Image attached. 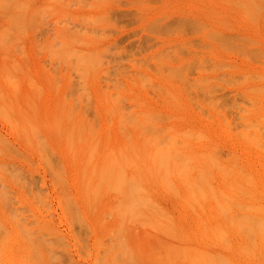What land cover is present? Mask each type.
Segmentation results:
<instances>
[{
  "label": "rangeland",
  "instance_id": "obj_1",
  "mask_svg": "<svg viewBox=\"0 0 264 264\" xmlns=\"http://www.w3.org/2000/svg\"><path fill=\"white\" fill-rule=\"evenodd\" d=\"M88 60L93 61L89 62ZM85 63L87 64L85 65ZM90 65L91 67H88ZM85 72L86 74H82ZM84 75L88 77L86 78ZM105 96L109 98H107V102ZM110 96L117 103L111 101ZM112 102L116 104L113 105ZM111 103L113 106H111ZM107 106L109 109L106 108ZM114 106L119 107L116 110L113 109L115 113L119 110L116 114L110 111V108H114ZM119 113L122 116L119 117ZM118 117H122L121 121ZM73 123L74 125L77 123V125L74 126ZM137 124L141 126L138 129L135 128V126L139 127ZM78 125L80 127V129L78 128L79 132L86 129L84 132H86V135L88 134L87 138H84V132L78 135V130H75ZM73 126L74 129L71 130L70 128H73ZM185 127L192 131L195 129L196 135H193L194 132H192L193 137L190 136V131L186 133V135L189 133V137L184 136ZM66 129L70 130L71 142L68 138L70 134L67 133ZM126 133L128 136H126ZM136 133L138 139L137 137L133 138L137 135ZM121 134L124 135V138ZM247 134L250 135L251 139ZM65 135H67L68 140H66ZM90 135L95 140V137L97 139L101 138L96 140L98 141L96 143L93 140V144L97 145L98 148H92V141H90L92 139L89 140ZM177 135L180 138H175ZM205 135L206 138L203 137ZM110 136L112 138L108 139ZM113 136L116 138L113 139ZM119 137L123 140L127 139L125 137H129L128 144H121L123 140H120ZM139 137L141 141L138 142ZM252 138L254 142H257L258 139L261 141L262 138L261 142L256 143L259 146L254 145ZM130 139L132 141L134 139V141L132 142ZM198 139L199 142L201 140L200 143ZM184 140H187L186 142L190 141V144L185 143L187 146L184 145ZM250 140H252L253 145H250ZM105 141L115 147L111 149L114 150L116 158H120L118 156L120 153H117L118 148H121L119 145L122 148L127 145L125 151H129V147L130 150L133 149L128 154L124 150L122 151V148L120 149L121 152H124V155H128V158L123 159V163L120 162L121 164L117 162L119 158L116 159V163L120 165H118L119 167L114 165L115 158L112 160L114 155L110 153V145L106 144L108 147L103 146ZM85 142L87 143L85 144ZM204 143L206 144L204 145ZM89 145L90 149L93 150L92 152L87 147ZM94 148H96V151ZM154 148L158 152L161 148H163V152L165 151L163 153L161 150L160 153H157L155 150L159 155L156 161L158 166L155 164L156 159L151 158L154 157L153 154L157 157L156 153H153ZM164 148L167 150H164ZM179 148L183 150L180 151ZM134 149L139 150V152H136V154L139 153L137 160H135L136 154L132 153ZM168 150L172 153H170L172 159L170 161L168 160V153L170 152ZM177 150L184 154L187 152L188 156L194 154L193 158H196V155L200 153H204V156H206L208 154L205 155V153H209V151L210 155H213L211 151L215 150L217 156L214 154L213 158L216 156L218 159L213 161L212 156L209 158L213 164L209 159L208 161L203 158L204 156L201 158L198 156V159L208 161L211 165L206 166L208 169L217 167L216 169H219L218 173L216 169L211 170L210 168L211 173H216L211 174L210 179L202 176V173L198 172V174H201L199 176L201 178L205 177L206 181L210 180L213 189L220 186L219 189L216 188V191H224L226 188L237 191L236 188L239 186H237L236 181L240 179V174L238 175L236 171L243 168L242 166L246 167V170L243 168L244 170L241 169L238 172L243 173L245 171L248 176L249 173L253 174V176L251 174L253 188L251 184V186L248 185L249 181L247 186L245 185L248 178L245 180L246 174L244 173L245 176L242 174L244 177L241 175L244 179L241 180L246 183L243 182L242 185L240 180V187L243 190L248 187L244 190L245 193L247 190L255 195L252 194L253 197L251 198L248 192L245 195L243 191L244 196L241 198H248L250 202L243 198L244 200H242L245 202L241 200V204L246 205L243 204L244 207H242L238 203L237 207L241 209L238 210L237 208L235 211L239 214L244 212L242 211L243 208H245L243 209L246 210L245 212L248 211L249 213L251 211L253 216L247 214L250 217L252 216V223L254 222L255 213L257 215L260 213L258 210L262 206L264 207V0H0V264H190L193 258H196L194 260L197 262L194 263L193 261L194 264H203V262L205 264L203 259L209 258V256L204 258L200 255L203 258L201 259L200 256L198 258L196 256L200 254L198 250H201L204 254L207 252L205 250L211 251V254H217L218 252L215 257L219 262L226 257L229 263L232 264H264V241L260 240L264 234L259 229L264 227V220H262L264 219V208L261 209L263 210L262 215L260 214L262 219L259 214L254 217L257 221L258 217L260 218L259 222H254L255 225L256 223L259 224L254 225L258 227L256 229L258 231L255 230L249 219L240 220L238 218L237 220L244 221V223L246 219L251 224L249 226L247 223H243L246 226L242 230L244 233L246 230L248 235L244 234L243 231L242 234L239 233L240 231L236 234L238 227L235 229V226L239 222L237 225H234V222L232 228L235 231L230 230L229 233L227 232V237L225 235V237H222L223 230L221 228L225 227L224 229L227 231L229 226L226 229V225L229 222L224 226L227 218L221 219L223 218L221 216L225 212L226 215L230 213V208L227 207L230 204H226V207L223 206L227 202H219V193L217 198H212L215 199L214 202L207 200L208 192L213 197L216 193L213 191L212 194H215L212 195L210 191L206 192L205 189L207 197L203 192L204 201H209L205 205L208 206L213 202L212 206L214 208L211 206L213 209L209 205L210 208L205 206L203 212H201L200 209H202L201 205L203 203L201 199L203 198H201L200 192V199L198 198L199 195H197V198L202 203L196 201L197 198L194 197V200L189 201L190 203L194 201L192 205L195 202L200 204V208L194 204L197 207H194L196 208L194 211L198 212L200 210L198 213H204L206 210L208 213L209 208V213L210 209L213 210V216L215 213L218 214L221 206H223L222 208H228L229 212L221 208L225 211L223 214L217 215L221 217V220L216 218L215 215V221L213 219L212 222L213 216L210 213L208 216L211 217V222L206 224L214 223V225L216 224L215 227L219 229L220 227L218 228V224L215 222L220 220L218 223L222 226V220H226L223 222V227L220 228L221 235L218 234L220 239L217 233L215 235L218 236L217 241L225 239L224 242L227 243L229 249L226 250L227 248L222 246L224 242L222 244H220L221 241L217 243L216 238H214L217 236L211 235L214 233L212 230V233L210 231L206 233L210 228H207V230L204 227L207 231L203 232L204 229L201 228L203 224L199 225L203 234L197 233L199 231L197 229L195 232V223H198L199 218L202 216L204 218L207 216L200 213L201 217L200 214L198 217V214L193 212V208H190L191 204L189 206L187 198H185L187 201L183 199L188 190L184 191L186 194L183 196L181 190L185 189V183L178 182L176 179L185 178L184 180L189 182L192 178L190 179L189 175V178L183 177V172L188 169L186 164L191 166L190 163L194 162L191 156V160L179 157V152L175 157ZM88 151L93 153L94 157ZM107 151H109L108 154ZM151 151L152 156L147 157V154ZM87 153L92 159L86 158ZM97 153L99 154L97 155ZM109 154L112 157L110 162L109 159H106L109 158ZM131 155H133V160L136 162L141 161L140 164L134 161V164L131 165L129 163ZM140 157L145 162V166L142 160L138 159ZM177 157L182 158L184 161L179 158L178 161ZM82 158L84 159L82 160ZM123 158L126 157L123 156ZM150 158L154 161L151 165L148 163L149 160L151 161ZM164 158L170 164L172 161L176 162L171 165L167 164L170 167L172 165L177 166L178 161V165L181 164L182 166L176 174L182 171L180 176H183L178 178L175 175L174 177L173 173L167 170L170 167L162 162ZM86 159L87 163L89 162V168L87 167L88 164L85 163ZM100 159L102 160L100 161ZM158 159L161 161L158 162ZM105 160L108 161L107 164L109 163L107 166ZM124 160H127V164L131 165L130 168L127 165L125 166L126 161ZM187 160H190L189 163ZM218 160H220V163H218ZM111 161L113 165L109 168ZM120 161H122L121 158ZM168 161L165 162L168 163ZM205 161L203 160L204 164H206ZM221 161L224 165L221 164ZM93 163L96 164L95 168L91 166ZM233 163H239L240 167ZM101 164L109 168L108 176H103L105 179L101 177L102 172H100L98 178L97 174L99 172L92 173L94 169L98 171L102 167ZM122 164H124L123 168L126 170L124 173L120 168ZM154 164L159 168L165 164L166 166L163 167H167V169H164L170 173L162 169L163 167L160 170L153 166ZM214 164L216 167L213 166ZM219 164L221 165L219 166ZM83 165H86V167L84 166L86 168L84 170L85 174H81ZM135 165L136 167L133 170L132 168ZM140 165L145 168L150 165L147 167L148 171H150L149 167L152 166V173L154 172L153 167H155L158 171L160 170L159 174L157 175L156 169V175L154 173V175H151L150 172L145 171L147 168L142 169L143 167L141 168ZM196 165L194 166L196 167ZM194 166L192 169H194ZM222 166L224 167L222 168ZM225 166H230L232 169L228 167V169H231L228 170ZM104 167L102 168L106 169ZM183 167L185 170H183ZM91 168L93 169L91 170ZM111 168L114 169L111 170ZM191 168L189 167L188 173H191ZM197 168H195V171H197ZM220 168L224 172L227 170L231 172L225 174L222 171L223 177L219 172ZM135 169L139 174L142 170L140 176L147 175L148 178L145 177L147 179L146 185V179L143 181L142 177L139 178L141 179L140 184L138 182L135 184L136 181L133 183L130 181V178L134 181V177L137 176ZM175 169L177 168L174 166ZM203 169L198 168V171L201 172ZM208 169L206 171H209ZM114 170H117V172ZM174 170L172 171L174 172ZM112 171L115 174L117 173L118 176L115 174L114 176L120 181L115 177H113L114 180L110 181V176L113 175ZM161 171H163L162 174H166V172L170 174L169 180L171 178V182L168 183L171 188H177V185H179L177 189L179 193H182L183 198H181V195L179 198L176 192L173 194V189H169L170 192L166 186L167 183L166 185L162 184L161 180L164 175H161ZM103 173L106 174V171L103 170ZM123 174L126 177L129 175L128 179ZM227 174L230 176L233 174L234 176L230 177ZM160 175L162 178H160ZM206 175H210V173H206ZM138 176L137 179L135 178L136 180H139ZM107 177L109 183L106 182ZM253 177L255 178L253 179ZM201 178H199L200 180L195 179L198 181L195 183L205 181V178L203 180ZM219 178H223L221 179L223 182ZM103 179L108 185H105ZM125 179L129 180V184L132 185L128 184L129 187L126 186L127 181ZM154 179L161 180L156 182ZM183 179L181 180L183 181ZM97 180L100 182L96 184ZM195 180L187 182L188 185L191 182L194 183ZM216 181L219 183H216ZM110 182L111 185L113 184L112 187ZM231 182L236 185H232ZM179 183L184 188L180 189L181 185ZM222 183H226L225 186ZM95 184L99 186L94 187ZM148 184L151 186H148ZM207 184H209V181ZM230 184L233 188L230 187ZM143 185L145 186L143 187ZM200 185L198 184L196 187L198 188ZM131 186L133 188L138 187V190L140 189L143 193L138 192V190L132 191ZM212 186H208V188ZM221 186H224V188L221 189ZM109 187L111 188L109 189ZM200 187L199 189H201ZM141 188L149 191L146 192L145 189L142 190ZM164 189L167 193L163 191ZM177 189L175 190L177 191ZM190 189L192 191V188ZM238 189V192H240V188ZM194 190L192 193H198V190ZM150 191L151 193L148 195ZM221 191L219 192L221 193ZM144 193L151 196L152 199ZM189 193L191 194V192ZM222 193L221 196L225 195L224 192ZM236 193L235 197L238 196ZM135 194L137 195L134 196ZM140 194H144L145 197ZM190 194H188L190 197L196 195ZM241 194L239 193V196ZM226 196H223L222 199ZM139 197L141 200L138 199ZM235 197L232 200L238 202V198ZM135 198H137L138 203ZM218 198L219 210L217 209L218 212H214L217 208L215 202ZM148 199H151V202ZM156 199L160 203H156L157 201H154ZM180 200L182 202L179 203ZM227 201L229 202V200ZM184 202H187L185 204L189 206L188 208L187 206L183 208ZM136 203L138 207L135 206ZM257 203L262 206L259 208ZM155 204H159L160 208L163 206L164 211L165 209L168 211L169 214L167 211L165 213L168 214L171 221L174 217L173 222L175 224L172 225L171 222V225L170 223L169 225L172 227L171 229L176 230L175 233L171 232V229H169L171 235L168 234L167 229V231L164 230L167 233L163 232L162 229L165 228V224H168V220H164L165 223L163 218H167V215H160L163 211L158 208L159 212L162 211L159 213ZM232 204L237 205V203ZM248 204L252 205L247 207ZM202 206H204V203ZM254 206H257L258 210L255 211ZM251 208L253 209L251 210ZM233 211V214H230L231 216L236 214ZM182 212H187V215L184 213L183 215ZM247 214L245 217H248ZM155 216H159V218L157 217L158 222H156ZM241 216L239 217L241 218ZM203 217L201 219H204ZM160 219L164 225L159 223ZM233 219H231V222L234 221ZM204 221L207 222V220ZM202 222L203 220L200 223ZM181 224L189 231L183 230L184 234L186 231L187 234L189 233L188 235L185 234L188 237H183L182 230L179 231V227L180 229L182 227ZM160 226L164 228L160 229ZM189 229L194 231L192 232ZM214 231L218 232L216 229ZM256 232L263 235L260 236ZM181 233L182 239L177 236ZM223 233L226 234L225 231ZM239 234L241 237L243 234L244 236L240 238ZM245 235L252 237L254 235L253 238H256L254 240L252 237L245 238ZM196 237L198 241L195 240ZM207 238H210V240ZM244 238L248 239L247 241H250L253 246L251 243L245 242ZM202 239H204V242ZM229 240L232 244H229ZM255 240L258 243L256 248H254L256 245ZM183 241L187 246L192 245L193 247L192 249V247L184 245L187 249H192H189L188 252L185 251L187 255L184 253V256L182 254L184 252L182 248ZM242 243L248 244L244 246L243 250L252 247L251 250L255 251L256 249L257 251L252 253L250 250L249 254L245 252L246 250L240 251ZM175 244L177 247L179 244L182 245L178 248L179 250L183 249L182 253L177 250ZM194 244L196 246H193ZM173 245L176 247L175 251L177 250L176 252L180 253L169 250V247L172 248ZM233 247L235 249L232 251ZM259 247L260 249H257ZM204 248L205 250H202ZM230 248L232 249L230 250ZM236 250L240 252L235 253ZM167 251L169 257L173 252L170 258L174 260V263L165 255ZM190 253H195V257L189 258ZM208 254L210 255V252ZM220 258L222 259L219 260ZM200 260H203V262ZM210 260L212 259L209 258L207 261L211 262ZM217 260L214 262L218 263ZM207 261L206 263H208ZM214 262L211 263L214 264ZM225 264H228V262Z\"/></svg>",
  "mask_w": 264,
  "mask_h": 264
},
{
  "label": "bare ground",
  "instance_id": "obj_2",
  "mask_svg": "<svg viewBox=\"0 0 264 264\" xmlns=\"http://www.w3.org/2000/svg\"><path fill=\"white\" fill-rule=\"evenodd\" d=\"M82 60H83V59H82ZM88 61H89V60H88ZM92 61H93V60H92ZM92 61H89V62H92ZM77 63H78V62H77ZM81 63H82V62H81ZM81 63H80V64H81ZM83 63H84V62H83ZM94 63H96V62H94ZM86 64H87V63H85V65H86ZM81 65H82V64H81ZM85 65H84V66H85ZM88 65H89V64H88ZM92 65H93V64H92ZM97 65H98V63H97ZM97 65H96V66H97ZM82 67H83V66H82ZM86 67H87V66H86ZM88 67H91V65L88 66ZM79 68H80V67H79ZM95 68H96V67H95ZM80 69H81V68H80ZM89 70H90V69H89ZM91 72H92V71H91ZM82 74H86V72H85V73H82ZM87 75H88V74H87ZM87 75H84V76L87 78V77L89 76V75H88V76H87ZM84 76H83V77H84ZM93 76H94V75H93ZM93 76H91V77L93 78ZM91 77H90V78H91ZM97 92H98V91H97ZM102 93H103V92H102ZM102 95H103V94H102ZM104 95H105V94H104ZM113 97H114V96H113ZM104 98H106L105 101L109 99V98L106 97V96H105ZM107 98H108V99H107ZM111 98H112V96H110V99H111ZM114 98H115V97H114ZM100 99H101V98H100ZM112 100H113L114 102H116L115 99L112 98L111 101H112ZM106 102H107V101H106ZM112 103H113V102H112ZM112 103H111V106L115 105L117 102H116V103H113V105H112ZM102 104H103V103H102ZM104 104H105V102H104ZM109 106H110V105H109ZM106 108H108V106H107ZM116 108H117L116 106H114V108L111 107V108H110V111L113 113V112H114L113 109L116 110ZM118 108H119V107H118ZM118 108H117V109H118ZM104 109H105V108H104ZM108 109H109V108H108ZM106 111H108V110H106ZM118 112H119V110H118ZM118 112H116V113H118ZM114 113H115V112H114ZM116 113H115V114H116ZM120 113H121V112H120ZM120 113H119V115H118L119 117H120V115H121ZM121 116H122V115H121ZM119 117H118V118H119ZM67 118H68V117H67ZM69 118H70V117H69ZM69 118H68V119H69ZM65 119H66V118H65ZM120 119H122V117L119 118V121H121ZM125 119H126V118H125ZM70 120H71V119H70ZM182 120H184V119H182ZM67 121H68V120H67ZM124 121H125V120H124ZM183 122H185V121H183ZM64 123H65V122H64ZM67 123H68V122H67ZM118 123H119V122H118ZM122 123H123V122H122ZM124 123H125V122H124ZM59 124H60V123H59ZM79 124H80V123H79ZM127 124H128V123H127ZM138 124H140V123L138 122ZM138 124H137V125H138ZM142 124H143V123H142ZM60 125H61V124H60ZM63 125H64V124H63ZM73 125H74V123H73ZM76 125H77V123H76L74 126H76ZM140 125H141V124H140ZM140 125H138L139 127H136V126H135V128H137V129L140 128V127L142 126V125H141V126H140ZM71 126H72V125L70 124V127H71ZM74 126H73V128H70V129H71V130L74 129ZM66 128H67V127H66ZM78 128L80 129L79 125H78L77 129H75L76 131L78 130L77 132L80 131ZM83 128H84V127H83ZM142 128H143V127H142ZM137 129H136V130H137ZM185 129H186V130L183 131V132H184L183 135L186 136V137H189V136H188L189 133L186 135L187 132H190V131H191V132H190V133H191L190 136H192V132L195 131V129L192 131V130H189L188 128H186V127H185ZM187 129H188V130H187ZM191 129H192V128H191ZM59 130H60V129H59ZM59 130H58V131H59ZM63 130H64V129H63ZM66 130H67V129H66ZM81 130H82V129H81ZM84 130H86V129H83L82 132H84ZM90 130L92 131V129H90ZM139 130H140V129H139ZM58 131H57V132H58ZM69 131H70V130H67V133H68V134H70ZM91 131H90V132H91ZM72 132H73V131H72ZM82 132H79L78 135H79L80 133H82ZM93 132H95V131H93ZM136 132H138V131H136ZM139 132H140V131H139ZM84 133H85V134H84ZM84 133H83V134L85 135L84 138H85V137L87 138V135H88V134L86 135V132H84ZM119 133H120V132H119ZM181 133H182V132H181ZM181 133H178V134H181ZM58 134H59V133H58ZM73 134H74V133H73ZM108 134H109V133H108ZM126 134H127V133H126ZM136 134H137V133H136ZM139 134H140V133H139ZM176 134H177V133H176ZM76 135H77V133H76ZM81 135H82V134H81ZM94 135H95V134H94ZM121 135H123V134H121ZM121 135H120V137H121ZM140 135H143V134H140ZM193 135H196V133L194 132ZM65 136H66L65 138H67V135H65ZM72 136H73V135H72ZM74 136H75V135H74ZM91 136H92V135H90L89 140L92 139ZM108 136H109V135H108ZM126 136H128V134H127ZM129 136H130V135H129ZM207 136H208V135H207ZM247 136H249V138H250V135H249V134H247ZM258 136L260 137V135H258ZM258 136H256V137H258ZM79 137L81 138V136H79ZM79 137H78V139H80ZM104 137H105V136H104ZM120 137H119V139H120ZM122 137L124 138V135H123ZM130 137H131V136H130ZM136 137H137V139H138V134L135 135V137H133V138H136ZM140 137H141V136H140ZM140 137H139L138 142L141 141ZM192 137H193V136H192ZM192 137H190V138L192 139ZM203 137L206 138V135L203 136ZM203 137H201V138H203ZM259 137H258V138H259ZM59 138H60V137H59ZM62 138H63V137H62ZM68 138H69V141L71 142V141H72V140H71V139H72V138H71V134L68 135ZM68 138H67L66 140H68ZM75 138H77V137H75ZM84 138H83V139H84ZM95 138H96V140H100V139H101L100 137H99L100 139H97V137H95ZM107 138H108V137H107ZM110 138H112V137L110 136L108 139H110ZM114 138H116V137L113 136V139H114ZM123 138L120 139V140H123ZM125 138H127V139H126V140H123V142L119 141V142H121V144H123V145H124V143H125V144H128L127 140L129 139V137H125ZM175 138H180V136L177 135V137H175ZM181 138H182V136H181ZM201 138H199V139H201ZM119 139H118V140H119ZM131 139H132V138H131ZM131 139H130V141H132ZM137 139H136V140H137ZM187 139H188V138H187ZM199 139H198V142H199ZM208 139H209V137H208ZM245 139H247V137H245ZM250 139H251V138H250ZM259 139H260V138H259ZM259 139H258V141H260ZM66 140H65V141H66ZM73 140H74V139H73ZM81 140H82V138H81ZM81 140H80V141H81ZM93 140H95V139L90 140V141H92V145H93L92 148H93V147L98 148L97 145L95 146V145L93 144ZM96 140H95V143L98 142V141H96ZM103 140H104V139H103ZM105 140H106V138H105ZM136 140H135V141H136ZM142 140L145 141L143 138H142ZM182 140H183V139H182ZM204 140H205V139H204ZM204 140H203V141H204ZM252 140H253V138H252ZM252 140H250V145H251V144L253 145V143H255V144H254L255 146H259V145H256V143H257L258 141H257V142H256V141L254 142V140H253V143H251ZM256 140H257V139H256ZM69 141H66V142H69ZM77 141H79V140H77ZM84 141H85V140H84ZM114 141L116 142V140H114ZM124 141H125V142H124ZM130 141H129V142H130ZM133 141H134V139H133ZM133 141H132V142H133ZM173 141H174V140H173ZM173 141H172V142H173ZM175 141H176V140H175ZM186 141H187V140H186ZM186 141L184 140L183 143H184V145L187 146V144H185V143H189V144H190V141H189V142H186ZM246 141H247V140H246ZM261 141H262V138H261ZM261 141H260V142H261ZM70 142H69V143H70ZM73 142H74V141H73ZM110 142H111V141H110ZM132 142H130V144H132ZM198 142H197V143H198ZM200 142H201V140H200ZM200 142H199V143H200ZM247 142H248V141H247ZM86 143H87V142H85V144H86ZM99 143H100V142H99ZM104 143H105V145H104ZM104 143H103V146L108 147L107 145H110L107 141H105ZM134 143H135V142H134ZM136 143H137V141H136ZM141 143H142V142H141ZM141 143H140V144H141ZM176 143H177V142H176ZM191 143H192V141H191ZM89 144H90V143H89ZM106 144H107V145H106ZM112 144H113V143H112ZM130 144H129V145H130ZM189 144H188V145H189ZM202 144H203V142H202ZM202 144H201V145H202ZM205 144H206V143H204V145H205ZM247 144H248V143H247ZM257 144H258V143H257ZM259 144H261V143H259ZM100 145H101V143H100ZM118 145H119V144H118ZM204 145H203V146H204ZM85 146H86V145H85ZM119 146L122 148L121 145H119ZM119 146H118V147H119ZM126 146H127V145H126ZM126 146H123L124 148H122V151L126 148ZM186 146H185V147H186ZM87 147H89V149L91 148L90 145L87 146ZM106 147H105V148H106ZM109 147H110V149H111V148H113V149L115 148V147H112V145H110ZM118 147H117V148H118ZM204 147H206V146H204ZM208 147H209V146H208ZM250 147H251V146H250ZM96 148H94L95 151H96ZM103 148H104V147H103ZM103 148H102V149H103ZM105 148H104V149H105ZM121 148H120V149H121ZM158 148H159V147H158ZM80 149H82V148H80ZM80 149H79V150H80ZM120 149L118 148V150H117L118 152H117V153H118V154L120 153V155H118V156H120V158L122 159V161H120V158L118 157L119 160H117V162H118V163H120V162L123 163V159H127V158H128V157H127L128 155H127V156H126V154L124 155V154H123L124 152H121ZM135 149H136V148H135ZM135 149H134V151L132 152V153H134V154H136V152H139L138 149H137L138 151L135 150ZM186 149H188V148H186ZM213 149H214V148H213ZM258 149H259V147H258ZM90 150H91V152L93 151L92 149H90ZM90 150H89V151H90ZM119 150H120V152H119ZM132 150H133V149L130 150V147H129V151H130V153H131ZM155 150H156V148H154V150H153L154 152H153V153H156ZM161 150H162V152H163V148H161L160 151H161ZM164 150H167V149L164 148ZM178 150L181 151V150H183V149H180V148H179ZM178 150H177L175 153H177V152L180 153V151H178ZM208 150H209V149H208ZM84 151H85V150H84ZM84 151H83V152H84ZM89 151H88V152H89ZM95 151H94V152H95ZM97 151H99V150L97 149ZM113 151H114V150H113ZM113 151H112V149L110 150V153L114 155L113 159H112V157H110V154H109V156H108L109 158H106V157H105V158H106V159H109V162H110L111 159L114 160V158H115V160L113 161V162H114V165H116V167H119L120 165H119L118 163H116V159H118V158H116L117 156H115L116 154H114L115 152H113ZM124 151H125V150H124ZM129 151L127 150V151H125V152H127V154H128ZM156 151H157V150H156ZM160 151H159V152L157 151V153H160ZM169 151H170V150H168V152H169ZM185 151H186V150H185ZM185 151H183V152H185ZM214 151H215V150H214ZM214 151H211V154H213V155H210V151H209V153H205V155H206V154L210 155V157H208V155H206L208 158H207L206 156H204V153H202V154H201V153H200V154H197V155H196L197 157L195 156L196 158H193V157H194V154H192L193 156L189 154L193 159H192L190 156H188L187 152H186L185 154H184V153H180L179 157L181 156L182 158H185V159H187V158H189L190 160L192 159V161H193L195 164H194V163H190V164H192L193 166L197 164L196 167L194 166V169H192V168H193L192 165H191V166H192V168H191V166H190L189 164H186V165H188V166H187L188 169H187L186 172H183L184 176H183V175L180 176V174H182V171H180L179 174H176L177 170H178L179 168H181V166H182L181 164L178 165V164H179V162H178L179 159L183 160L182 158L177 157V158H176V159L178 160V161L176 160V161H177V166H176V165H172V166L170 167V165H171L172 163H173V164L176 163V162L174 163L173 161L171 162V164L169 163V161L172 160L171 157H170L171 154H172L171 151H170L169 153L166 152V153L169 154V155H168V156H169V158H168L169 161H168V160H165V158H164V161H162V162H164L166 165H167V164H170L169 166L167 165V166L170 167V168L167 169V167H166V168L163 167V166H166L165 164H164L163 166H161V168L163 167L162 169L165 168V169L169 170L170 172L173 173L174 177H175V175H177L178 178H179V176H180V177L183 176V177H187V178L190 177V179L192 178L193 180H195V179H197V178L199 179V178H201V177H199V176H201V174H198V172H199V173H202V174H203L202 176L208 177V178L210 179V178H211L210 176H212L211 174H213V173H211L212 171L210 172L209 169L211 168V170H213L214 167H213V168L210 167V168L208 169L207 167H209V166H207V165H210L208 161L210 160L209 158H211V156H212V158L214 157V154H215ZM75 152H76V151H75ZM91 152H89V153H91ZM108 152H109V151H107V154H108ZM162 152H161V153H162ZM164 152H165V151H164ZM164 152H163V153H164ZM213 152H214V153H213ZM95 153H96V152H95ZM103 153H104V152H103ZM140 153H141V152H140ZM151 153H152V151L149 152V153L147 154V157H148V156L151 157L152 154H153V153H152V154H151ZM157 153H156L157 157L155 156V154H153L154 157H151L152 159H153V158L156 159V160H155V164H156L157 158L159 157V155H158ZM163 153H162V155H163ZM170 153H171V154H170ZM179 153L175 154V157H176ZM82 154H83V153H82ZM82 154H81V155H82ZM91 154H92V156L94 157V154H93V153H91ZM98 154H99V153H97V155H98ZM101 154H102V153H101ZM107 154H106V152H105V156H106ZM121 154H122V155H121ZM134 154H133V155H134ZM84 155H86V154H84ZM133 155H131V156L129 157V160H130L129 163H130L131 165H133V164H134V161L137 160V157L139 156V153L136 154V156H135V157H136L135 160H133V157H132ZM173 155H174V153H173ZM182 155H183V156H182ZM215 155L217 156V154H215ZM87 156H88V157H87ZM92 156H91V157H92ZM123 156L126 157V158H123ZM163 156H165V154H164ZM186 156H187V157H186ZM198 156H199L200 158H201L202 156H204L203 158H205L206 160H208V159H209V160H208L207 162L205 161V159H201V160H200V159H198ZM216 156H215V158H213V161H214V159H215V160L218 159ZM102 157H103V155H102ZM102 157H101V158H102ZM238 157H239V156H238ZM86 158H90L89 155H88V153H87V155H86ZM97 158H98V156H97ZM151 158H150V159H151ZM161 158H162V157H161ZM178 158H179V159H178ZM83 159H84V158H82V160H83ZM90 159H92V158H90ZM102 159H103V158H102ZM102 159H100V161H101ZM131 159H132V161H131ZM138 159H139V160H140V159L142 160L141 157L138 158ZM145 159H146V158H145ZM152 159H151V161H152ZM162 159H163V158H162ZM196 159H197L198 161H200V162L195 161ZM103 160H104V159H103ZM158 160H159V159H158ZM173 160H174V156H173ZM190 160H189V161H190ZM203 160L205 161L206 164H204ZM262 160H263V157H262ZM88 161H89V159H88ZM95 161H96V159H95ZM124 161H126V164H125V162H124L125 166H126V165H127L128 167L131 166L130 164H127V162H128L127 160H124ZM147 161H148V160H147ZM151 161L149 160V162H148V163H150V165L154 162V161H152V162H151ZM160 161H161V160H159L158 162H160ZM165 161H168V163L165 162ZM183 161H184V160H183ZM189 161L187 160L188 163H189ZM219 161H220V160H218V163H220ZM105 162H106V160H105ZM107 162H108V161H107ZM107 162H106V166L109 164V163L107 164ZM131 162H132V163H131ZM135 162H136V161H135ZM140 162H141V161H140ZM140 162L138 161V162H136V163H137V164H138V163L140 164ZM142 162H143V160H142ZM180 162H181V161H180ZM196 162H197V163H196ZM202 162H203V163H202ZM210 162H211V164H213L212 160H210ZM215 162H216V161H215ZM236 162H237V159H236ZM85 163H86V164L89 163V162L87 163V159L85 160ZM90 163H91V162H90ZM101 163H102V162H101ZM103 163H104V161H103ZM136 163H135V164H136ZM144 163H145V162H143V165H144ZM148 163H147V164H148ZM200 163H202V164H200ZM207 163H208V164H207ZM223 163H225V162H223ZM91 164H92V163H91ZM104 164H105V163H104ZM120 164H121V163H120ZM124 164H122V167H120V168H122L121 170H122L123 173H124V171H126L125 168H123V165H124ZM137 164H136V165H137ZM155 164H154L153 166H155ZM160 164H161V163H160ZM160 164H159V166H160ZM199 164H200V165H199ZM221 164H222V161H221ZM221 164H219V166H220ZM233 164H235V163H233ZM233 164H231V165L233 166ZM236 164H237V163H236ZM236 164H235V165H236ZM93 165H94V166H93ZM93 165H91V166H92L93 168H95L96 164L93 163ZM101 165H102V167L105 166V165L103 166V164H101ZM112 165H113V163H112V161H111V164H110V166H108V167L110 168ZM118 165H119V166H118ZM136 165L133 166V168H132L133 170H134V167H136ZM143 165H142V167H143ZM150 165H148V166H150ZM156 165L158 166V164H156ZM186 165H185V168H186ZM198 165H199V166H198ZM204 165H205V166H204ZM222 165H224V164H222ZM235 165H234V166H235ZM237 165H239V163H238ZM84 166L86 167V165H83V167H84ZM88 166H89V164L87 165V167H88ZM137 166H138V165H137ZM144 166H145V165H144ZM146 166H147V165H146ZM148 166H147V167H148ZM157 166H155V167H157ZM174 166H175V168H177V169H175L176 171L174 170ZM178 166H180V167H178ZM183 166H184V164H183ZM197 166H198V168H199L200 170L203 169V168L205 169V167L207 166L206 169H208L209 171H206V169H205V170L203 169V170L200 172V170L198 171ZM202 166H204V167H202ZM210 166H211V165H210ZM213 166H215V164H214ZM83 167H82V171H83V172H82L81 174H85V171H84V170H85L86 168H85V167L83 168ZM102 167H100V169H99L100 171H99V170L97 171V169H96V170L94 169V170H95V171H94V170H92L93 168H91V170L93 171L92 173L99 172V174H97V178H98V176L100 175V172H102V176H101V177H103V176L106 177V175L108 174V169H109V168H108V167H104V168H106V169H103ZM140 167H141V165H140ZM142 167H141V168H142ZM147 167H146V168H147ZM151 167H152V166H151ZM151 167H149V168H150V171H148V168H147V170H145V171H148V172H150L149 174L154 175L156 169L159 168V167H157L156 169H155V167H153V168H154V172H153L154 174L151 172ZM189 167L192 169V170H191V173H188ZM215 167H216V166H215ZM223 167H224V166H222V168H223ZM225 167H226V166H225ZM228 167L232 169V167H230V166H228ZM228 167H226V169H228ZM237 167H240V165L237 166ZM242 167L244 168V166H242ZM88 168H89V167H88ZM129 168H130V167H129ZM146 168L143 167L142 169H146ZM161 168H159V169L161 170ZM183 168H184V167H183ZM185 168H184L183 170H185ZM195 168H197V171H195V170H196ZM216 168H217V167H216ZM216 168H214V169H216ZM243 168H239L240 170H237V171H236V172L238 173V175L240 174V176H241L243 173L246 174L245 171H244L243 173H242V172H240V173L238 172V171H241V169H243ZM245 168H246V167H245ZM245 168H244V169H245ZM112 169H114V168H111V170H112ZM136 169H137V168H136ZM136 169H135V170H136ZM165 169H164V170H165ZM170 169L174 170V172H173L172 170H170ZM220 169H221V168H220ZM224 169H225V168H224ZM231 169H228V170H231ZM244 169H243V170H244ZM246 169H247V168H246ZM246 169H245V170H246ZM250 169H251V167H250ZM80 170H81V169H80ZM103 170L106 171V174L103 173ZM129 170H130V169H129ZM160 170H159V171H160ZM167 170H165V171H167ZM179 170H181V169H179ZM216 170H217V169H216ZM218 170H219V169H218ZM218 170H217V173H218ZM228 170H227L226 172H224L223 169H221L219 172H221V174H222V171H223V173H225V174L231 172V171L228 172ZM243 170H242V171H243ZM251 170H252V169H251ZM114 171H115V170H114ZM114 171H112L113 175L110 176V177H111V180H110V181H112L113 177H115V179H117L116 176H114V174H115ZM136 171H137V170H136ZM138 171H139V168H138ZM138 171H137V173L134 171V173H136L137 176H138V175L140 176L142 170L140 171V174H139ZM145 171H143V172L145 173ZM152 171H153V170H152ZM159 171H158V169H157V171H156L157 175L159 174ZM165 171H164V173H165ZM193 171H194V172H193ZM203 171H205V172H203ZM110 172H111V171H110ZM115 172H117V170H116ZM119 172H120V170H119ZM143 172H142V173H143ZM162 172H163V171H161V175H162V176L164 175V178H162V176L160 175V178H162V180H161V179H159V180L157 179L158 181L155 180V179H156V178H155L156 176L154 177V178H155L154 180H155L156 182H159V181L161 180V181H162V184H165V185H166V183H167L166 186L168 187V190H169V189H171V190L173 189V190H172L173 194H174V192H176V193L178 194V197L180 198V197L182 196V195H181L182 193H179V191H178V189H177L179 185H177V188H173V187L171 188L170 185H169V183L171 182V181H170L171 178H170V180H169V175H170V174H167L168 171L166 172V174H162ZM170 172H168V173H170ZM178 172H179V171H178ZM252 172H253V171H252ZM130 173H132V172H130ZM172 173H171V175H172ZM185 173H186V176H185ZM195 173H196V175L194 176ZM206 173H208V174L210 173V175H206ZM237 173H236V174H237ZM255 173H256V172H255ZM125 174H126V172H125ZM125 174H123V175H125ZM146 174H147V173H146ZM190 174H193V175H190ZM214 174H216V173L214 172ZM214 174H213V175H214ZM219 174H220V173H219ZM225 174H224V175H225ZM229 174H230V173H229ZM229 174H227V175H229ZM233 174H234V173H233ZM233 174H231V176H230V175H229V176L232 177V176H234ZM244 174H243V175H244ZM251 174H252V173H251ZM251 174L249 173V176H248V174H246L245 180L248 178V179L246 180L247 183H246L245 181H243V182L246 183V184H245L246 186H247V184H248V181H249V184H248V185H250V184L252 185V181H253V180H252V176H253V174H252V176H251ZM115 175H117V173H116ZM131 175H132V174H131ZM133 175L135 176V174H133ZM155 175H156V174H155ZM166 175H168V176H166ZM188 175H189V177H188ZM197 175H198V176H197ZM227 175H226V176H227ZM243 175H242V176H243ZM257 175H258V174H257ZM83 176H84V175H83ZM107 176H108V175H107ZM117 176H118V175H117ZM120 176H121V174H120ZM137 176L134 177V181H132L133 179L130 178V181H131L132 183L136 181L135 184H137V182L140 184L139 181H140L141 179H139V178H141L142 176H140V177L138 176V179H139V180H136V179H137ZM177 176H176V178H177ZM221 176H223V174H222ZM226 176H225V181H226ZM229 176H228V177H229ZM235 176H236V175H235ZM240 176H239L240 179L236 176V178L239 179V180L236 179V180H237V181H236V184H237V186H239V187H237V188L234 187V188H236L237 191H235V189H230V190H229V189H227V188L224 189V191H223V190H222V191H221V190L216 191L217 189L220 188V186L217 185V186H218V187H216L217 189H216V188L213 189L214 187L212 186V185H213L212 182H210V180H207V181H206V178H205V177H204V178H205V181H206V182H205V181H204V182L200 181L199 183L196 184L195 182H198V181L195 180L194 183L191 182V183L189 184L190 186L192 185V187H190V186L188 185V183H189L190 181H193L192 179H191V180H190V179H187V180H190L189 182L187 181L188 183L186 182V180H184L185 178H184V179H183V178H180L179 180L176 179L178 182L181 181V183H183V184L185 183V184H184V185H185V186H184L185 189L181 190V192H183V196L186 194V193L184 192L185 190H188V192L186 191L187 194L184 196V198H183V196H182L181 198H183L184 201H187V200H188V204H189V206H190V204H191L190 208H191V207L193 208V212L197 213V214H198V217H199V214H200L201 212H203V210H204V208H205V206H206L205 203H206L207 201H206V202L204 201V195H203V192H205V189H206V192L210 191L211 194H212L213 191L216 193V194L213 193L212 195H214V194L217 195V194L219 193L218 195H219L220 201H219V198H218V200L216 201L218 204L215 202V204L217 205V208L215 207L216 210H214V212H218V210H219V209L221 210V208H222L223 206L226 207V204H227V205L230 204V206H227L228 208H230V209H229V210H230V213H227V215H226V212H225V211H223V210L220 211V210H219V212H218L219 215H221V213L223 214V212H225V214L221 216V217H223V218L217 216L218 214H216V213L214 214V216L216 215L217 217H216V216H215V217H216V218H219V219H220V218H221V219H224V217L227 218V219H226L227 221L225 220L226 223L224 224V226L227 224V222H229V223L226 225V226H227L226 229L228 228V226H229V228H231V229L228 228L227 231L224 229L225 227H223V222H225L224 220H222V222H221V223H222V226L220 225V223H218V221L220 222L221 219H220V220L217 219L218 221L215 222V223L218 224V225H217L218 228H219V227H220V228L223 227V228H221V229L223 230V232H224V231L226 232V234L222 232L223 235H221V234H220V233H221V229H220V228L217 229V227H215L216 224H215V225H214V223H213V224H212V223L206 224V223H208V222H211V220H210L211 217L208 216V215H209L210 213H212L211 216H213V212H212L213 210H212V209L214 208V206H212V205H213V202L215 201V199L213 200L212 198H217L218 195H217L216 197H215V195H214V197H213V196L209 195V192H208V193H207V196H208V197H207V196H206V192H205L204 194H205V196L207 197V200L209 199V201H210V200L213 201V202L211 201L212 204H209L210 207L212 206L213 208L211 207L212 209H210L211 211H210V213H209V208H210V207H209V205L207 204L208 206H206V207H209V208H208V213H207V211L205 210V211H206V215L204 214L205 211H204V213H201V214L204 215V216L210 217V218L208 219L207 217H205V218H206V219H205V218L202 216L204 219H201L202 217H201V214H200V217H201V218H199L200 220H199V219H196L197 221L199 220V221H198L199 224L196 222L195 224H196L197 226L194 225V227H196V228H195V232H196V229H197V230H199V231H197V233H198V232L201 233V228H202V230L204 229L203 232H206V231L208 230L207 228H210V230H208L206 233H208L209 231L212 233V231H213L214 233H213V234L210 233L211 235L217 236V235L219 234V235H221L222 237H225V236L230 232V230H234L232 227H234V225H237V223L239 222L238 225L235 226V229H236V227H238V230L236 229V234H237L238 231H240L239 233L242 234V231L245 229V226H246V225H244V224H246V223H247V225L250 224V223H248V221H246V219H245V223H244V221H243V222L240 221L241 219L244 220V218H247V219H249V221H251V224H253L252 226L255 228V230L258 228V227H255V226H256V225H259V224L256 223V225H255L254 222H259L260 218L258 217V221H257V220L254 219V217H257L258 214L260 215L261 213L264 212L263 210H261L262 208H264L262 205H258L259 203H257V206H258L259 208L262 206L260 210L257 209V208H258L257 206H256L257 208L254 206V207H255V211H256V209H257L258 211H260V213H258L257 215H256V213H255V216L253 217V221H254L253 223H252V219H251V217L253 216L252 213H251V211H249V213H248V211L245 212L246 210H243V209H245V208L242 209V211H244V212H240V214L237 213V212L235 211V209L237 210V208H238V207H237V206H238V203L240 204V206L242 205V207H244V205H246V204H244V203H243L244 205L241 204V203H242L241 200H242L243 198H245V197H243V198H241V197L244 196V194L247 195V194L249 193V191H247V190H246V193H245V191H244L245 189H248V187L245 186V187H246V188H245L244 186H242V187L245 188L244 190L240 187V186H241L240 180L242 179V176H241V177H240ZM244 176H245V175H244ZM244 176H243V177H244ZM247 176H248V177H247ZM250 176H251V177H250ZM101 177H99V178L101 179ZM104 177H103V178H104ZM110 177H109V178H110ZM124 177L128 179L129 175H128L127 177H126V175H125ZM145 177L148 178L147 175L145 176V174H143V177H142V178H143V181H144V179H146ZM151 177H152V176H151ZM158 177H159V176H158ZM166 177H167V180H166ZM194 177H195V178H194ZM216 177H217V176H216ZM223 177H224V176H223ZM135 178H136V179H135ZM204 178H201V180H203ZM208 178H207V179H208ZM213 178L215 179V177H213ZM213 178H212V179H213ZM254 178H255V177H253V179H254ZM100 179H99V180H100ZM104 179H105V178H104ZM104 179H103V181H104ZM122 179H123V178H122ZM131 179H132V180H131ZM151 179H152V178H151ZM163 179H165V180H163ZM174 179H175V178H174ZM181 179H183V181H182ZM198 179H197V180H198ZM214 179H213V180H214ZM221 179H223V178H221ZM221 179L219 178V180H221ZM229 179H230V178H229ZM232 179H233V178H232ZM243 179H244V178H243ZM243 179H242V180H243ZM257 179H258V178H257ZM113 180H114V179H113ZM117 180H119V179H117ZM125 180H126V179H125ZM125 180H123V181H125ZM154 180H152V181L154 182ZM168 180H169V181H168ZM172 180H173V179H172ZM199 180H200V179H199ZM234 180H235V177H234ZM242 180H241V182H242ZM259 180H260V179H259ZM97 181H98V180H97ZM107 181H108V177H107L106 182H107ZM119 181H120V180H119ZM126 181H127V182H126ZM126 181H125V182L127 183V184H126V186H127V185L129 184V182H128L129 180H126ZM149 181H150V180H149ZM164 181H165V183H163ZM174 181H175V180H174ZM184 181H185V182H184ZM208 181H209V184L206 185V183H207ZM221 181L223 182V180H221ZM221 181H220V182H221ZM230 181H231V180H230ZM232 181H233V180H232ZM250 181H251V182H250ZM99 182H100V181L96 182V184L99 183ZM115 182H116V180H115ZM168 182H169V183H168ZM172 182H173V181H172ZM201 182H202V183H201ZM217 182H218V181H216V183H217ZM234 182H235V181H234ZM237 182H238V183H237ZM243 182H242V185H243ZM104 183H105V181H104ZM104 183H103V186H104ZM108 183H109V181H108ZM108 183H105V185H106V184L108 185ZM123 183H124V182H123ZM146 183H147V179H146L145 185H146ZM148 183H149V182H148ZM181 183H179V184L181 185ZM210 183H211V185H210ZM218 183H219V182H218ZM229 183H230V182H229V180H228V184H229ZM232 183H233V182H231V184H232ZM96 184H95L94 187H98V186H99V185H96ZM118 184H119V183H118ZM130 184H131V183H130ZM130 184H129V185H130ZM149 184H150V183H149ZM149 184H148V186H151V185H149ZM151 184H152V182H151ZM157 184H158V183H157ZM193 184H194V186H195V190H194V186H193ZM198 184H199V185L201 184V185H200L201 187L199 186L201 189H199V187H198V188L196 187V185L198 186ZM224 184H226V183H224ZM224 184L222 183V185H224ZM231 184H230V187H231ZM236 184H232V185H236ZM110 185H111V182H110ZM129 185H128V187H129ZM131 185H132V184H131ZM145 185H143V187H144ZM160 185H161V182H160ZM165 185H164V186H165ZM187 185H188V186H187ZM205 185L207 186V188H208V186H212L211 188H212L213 190H212L210 187L208 188V189H209V190H208L207 188H205V187H206ZM251 185H250V186H251ZM112 186H113V184L111 185V187H112ZM164 186H163V187H164ZM186 186H187V187H186ZM202 186H205V187H202ZM224 186H225V185H224ZM224 186H223V187L221 186V189H223ZM226 186H227V185H226ZM111 187H109V189H110ZM131 187H132V186H131ZM131 187H130V188H131ZM141 187H142V186H141ZM167 187L165 188L166 190H167ZM180 187H181V188H180ZM180 187H179L180 189L184 188V187H182V185H181ZM188 187H189V188H192V191H191V189L189 190ZM230 187L228 186V188H230ZM254 187H255V186H254ZM106 188H107V186H106ZM116 188H117V187H116ZM132 188H133V187H132ZM135 188H136V189H135ZM139 188H140V187H139ZM152 188H153V186H152ZM155 188H156V187H155ZM186 188H187V189H186ZM202 188H203V189H202ZM231 188H233V187H231ZM238 188H240V192H238V191H239ZM252 188H253V185H252ZM102 189H103V188H102ZM141 189H142V188H141ZM144 189H145V188H144ZM144 189H142V190H144ZM165 189H164L163 191H166ZM175 189H177V191H176ZM180 189H179V190H180ZM210 189H211V190H210ZM241 189H242V191H241ZM249 189H250V188H249ZM99 190H100V189H99ZM106 190H107V189H106ZM130 190H131V189H130ZM130 190H129V191H130ZM134 190H138V187H134L132 191H134ZM145 190H146V189H145ZM154 190H155V189H154ZM154 190H153V192H154ZM174 190H175V191H174ZM193 190H194V191H197V190H198V191H197L198 193L195 192V194H196V195H195L194 193H192ZM201 190H203V191H201ZM225 190H226V191H225ZM233 190H234V191H233ZM251 190H252V189H251ZM251 190H250V191H251ZM253 190H254V189H253ZM103 191H104V190H103ZM129 191H128V192H129ZM132 191H130V192H132ZM139 191H140V189L138 190V192H139ZM148 191H149V190H148ZM148 191L146 190V192H148ZM169 191H170V190H169ZM219 191H221V193H220ZM227 191H229V192H227ZM231 191H233V192H231ZM243 191H244V194H243ZM135 192H137V191H135ZM135 192H134V193H135ZM156 192H158V191H156ZM170 192H171V191H170ZM189 192H191V194H190ZM199 192H200V195L203 196V197L201 196V198H203V199H201V200H203L204 206H202V205H203L202 201L198 200V198L200 199ZM222 192L225 193V195H223L224 197H225L226 195H228V196H230L231 198L228 197V196H226V198L228 197L227 199H226V198H223V199H222V197H223V196H221V195L223 194ZM226 192H227V193H226ZM234 192H235V193L237 192L236 195H238V196L235 197V193H234ZM241 192H242L243 195L241 194ZM247 192H248V193H247ZM140 193H143V191H140ZM150 193H151V191L149 192V194H148V193H147V194L150 195ZM163 193H164V192H163ZM163 193H162V194H163ZM166 193H167V191H166ZM168 193H169V192H168ZM230 193H231V195H232L233 197H232L231 195H229ZM232 193H234V194H232ZM239 193L241 194L240 196H239ZM144 194L146 195V193H144ZM144 194H143V195L140 194V195H142L143 197H145ZM158 194H160V193H158ZM188 194H190V195H195V196L190 197ZM252 194L255 195L254 193H252ZM252 194H251V192H250L248 195L252 198V197H253ZM125 195H126V194H125ZM125 195H124V196H125ZM136 195H137V194H135L134 196H136ZM148 195H146V196L151 198V196H148ZM152 195H153V193H152ZM160 195H161V194H160ZM180 195H181V196H180ZM197 195H199L198 198H197ZM128 196H129V195H128ZM156 196H157V195H156ZM172 196H173V195H172ZM172 196H171V197H172ZM220 196H221V197H220ZM132 197H133V196H132ZM163 197H164V196H163ZM166 197H167V196H166ZM166 197H165V198H166ZM173 197H174V196H173ZM176 197H177V195H176ZM189 197H190V198H189ZM193 197H194V198H197V199H195L196 201H198L199 203H202V205H201L202 209H200V210H202V211H201L200 213H198V212L200 211L199 209H198V210H199L198 212L194 211V209L196 210V208H197L196 205H198V207H199L200 204H198V202H197V203L195 202L194 204H196V205L194 206V204L192 205V202H194V201H191V203H190V201H189V200H194ZM210 197H211V199H210ZM234 197H235V198H238L239 201H238V200H235V201H238V202H234V199L232 200V198H234ZM239 197H240L241 199H240ZM128 198H129V197H128ZM156 198H157V197H156ZM168 198H169V197H168ZM174 198H175V197H174ZM185 198H187V200H185ZM188 198H189V199H188ZM192 198H193V199H192ZM138 199H140V197H139ZM151 199H152V198H151ZM151 199H148V200L150 201ZM153 199H154V198H153ZM183 199H182V200H183ZM221 199H222V200H221ZM224 199H226V200H224ZM245 199H246V198H245ZM125 200H126V199H125ZM128 200H129V199H128ZM135 200L137 201V198H135ZM140 200H141V199H140ZM146 200H147V199H146ZM146 200H144V201H146ZM205 200H206V198H205ZM227 200H229V202H228ZM243 200H244V199H243ZM243 200H242V201H243ZM246 200H248V198H247ZM250 200H251V199H250ZM130 201H131V200H130ZM136 201H135V202H136ZM152 201H153V200H152ZM154 201H157L156 203H160V202H158L157 199L154 200ZM154 201H153V202H154ZM209 201H208L207 203H209ZM218 201H219L220 203H222V202H223V203H224V202H227V203H224L225 205L221 204V205H223V206H221V207L219 208V207H218V205H219V202H218ZM221 201H222V202H221ZM231 201H233V202H231ZM248 201H249V200H248ZM252 201H255V200H252ZM133 202H134V199H133ZM150 202H151V201H150ZM171 202H172V201H171ZM180 202H182V201L180 200L179 203H180ZM243 202H245V201H243ZM249 202H250V201H249ZM131 203H132V202H131ZM137 203H138V201H137ZM137 203L135 204V206H137ZM146 203H147V202H146ZM185 203H187V202H184V205H183L184 207H183V208H185V206H187ZM232 203H237V205L235 206V204H232ZM263 203H264V202H263ZM132 204H133V203H132ZM148 204H149V203H148ZM253 204H254V203H253ZM158 205H159V204H158ZM158 205L155 204V206H156V208H157V211H158V208H160V206H158ZM173 205H174V204H173ZM179 205H180V204H179ZM231 205H232V206H231ZM248 205H249V206H247V207H250V205H252V204H248ZM254 205H256V204H254ZM131 206H134V205H131ZM174 206H175V205H174ZM189 206H187V208H188ZM137 207H138V206H137ZM194 207H196V208H194ZM203 207H204V208H203ZM232 207H233V208L236 207V208L233 209ZM247 207H246V208H247ZM190 208H189V209H190ZM192 208H191V209H192ZM199 208H200V207H199ZM218 208H219V209H218ZM228 208H222V209H225V210H227V212H229ZM160 209L163 211V213H161V212H162L161 210H160L161 212L158 211L159 213H161L160 215H164V214L167 215V218H163V221H164V220H168V221H167L168 224L166 223V221H164V222L166 223V224H165L166 226H165V228H164V227H161L162 225H164V223H161V222H163V221L160 219L161 221H160L159 223L162 224V225L160 226V229H161V228H164V229H162L163 232H165L164 230L167 229V230L169 231L168 234L170 233V235L172 234L171 232H174V233H175L176 230H175V229H171L172 227L170 226V225H171V222L173 223L172 225L175 224V223L173 222L174 217H173V220L171 221V218H170V219L168 218V214H169L168 211L165 209V211H167L168 214L165 213V211H164V209H163V206H162ZM189 209H188V210H189ZM217 209H218V210H217ZM231 209H233V210L236 212L235 216L232 215L234 219H233L232 216L230 215V214H233V213H232L233 210L231 211ZM239 209H241V208H238V210H239ZM252 209H253V208H251V210H252ZM168 210H169V209H168ZM188 210H187V211H188ZM169 211H170V210H169ZM180 211H182V210L180 209ZM185 211H186V210H185ZM189 211H190V210H189ZM191 211H192V210H191ZM234 211H233V212H234ZM240 211H241V210H240ZM255 211H254V212H255ZM258 211H257V212H258ZM262 211H263V212H262ZM158 212H157V213H158ZM193 212H192V214H193ZM159 213H158V214H159ZM183 213H184V212H182V214H183ZM186 213H187V212H185L184 214H186ZM190 213H191V212H190ZM190 213H189V214H190ZM243 213H244V215H242ZM247 213L250 214V215H252V216L250 217V215H248ZM184 214H183V215H184ZM192 214H191V215H192ZM246 214L248 215L249 218H248L247 216L245 217ZM160 215H159V216H160ZM166 215H165V216H166ZM186 215H187V214H186ZM228 215H229V216H228ZM236 215H237V217H236ZM238 215H239V216L242 215L241 218H240ZM261 215H262V214H261ZM261 215H260V217H261V219H262V216H261ZM159 216H157V217L159 218ZM214 216L212 217V222H213V219H214V221H215V217H214ZM157 217L155 216L156 222H158V220H159V219H157ZM162 217H163V216H162ZM169 217H171V216H169ZM176 217H177V216H176ZM180 217H181V216H180ZM193 217H194V216H193ZM230 217H231V219L234 220V221L232 220L233 222H231ZM242 217H243V218H242ZM185 218H186V217H185ZM196 218H197V215H196ZM228 218H229V219H228ZM238 218H239L240 220H237ZM263 218H264V217H263ZM177 219H178V218H177ZM192 219H193V218H192V216H191V220H192ZM194 219H195V218H194ZM250 219H251V220H250ZM256 219H257V218H256ZM169 220H170V221H169ZM185 220H186V219H185ZM201 220H203L202 223H200ZM204 220H207V222H205ZM208 220H210V221H208ZM228 220H230V221H228ZM235 220H237V221H235ZM262 220H264V219H262ZM187 221H188V220H187ZM156 222H155V223H156ZM188 222H189V221H188ZM204 222H205V224H204ZM234 222H235V224L233 225L232 223H234ZM169 223H170V225H169ZM240 223H241V224L244 223V224L241 225ZM263 223H264V221H263ZM263 223H262V224H263ZM202 224H203V226L200 228V226H201ZM211 224H212L214 227H213ZM229 224H230V225L232 224V225L230 226ZM251 224H250V225H251ZM167 225H168L169 227H168ZM190 225H191V222H190ZM199 225H200V226H199ZM206 225H207V226H206ZM210 225H211L212 227H211ZM219 225H220V226H219ZM239 225H240V226H239ZM250 225H249V226H250ZM254 225H255V226H254ZM181 226H182V224H181ZM188 226H189V224H188ZM198 226H199V229L197 228ZM208 226H210V227H208ZM241 226H242V227H241ZM260 226H261V225H260ZM260 226H259V227H260ZM174 227H175V226H174ZM178 227H179V226H178ZM204 227H206L207 230H206ZM240 227H241V228H240ZM243 227H244V228H243ZM253 227H252V228H253ZM182 228H183V229H182ZM212 228L216 229L218 232L214 231V229H212ZM242 228H243V230H242ZM248 228H249V227H248ZM261 228H262V229H261ZM169 229H171L172 231L169 230ZM176 229H177V228H176ZM185 229H186V228H184L183 226L181 227V229H180V227H179V231L182 230L181 232H183V230L185 231ZM246 229H247V228H246ZM250 229H251V228H250ZM259 229L262 230L261 233L263 232V234H264V230H263L264 227H260ZM167 230H166V231H167ZM173 230H174V231H173ZM186 230H187V229H186ZM189 230H190V229H189ZM191 230H192V229H191ZM191 230H190V231H191ZM211 230H212V231H211ZM248 230H249V229H248ZM260 230H259V232H260ZM170 231H171V232H170ZM177 231H178V229H177ZM187 231H188V230H187ZM187 231H186V232H187ZM193 231H194V230H192V232H193ZM228 231H229V232H228ZM234 231H235V230H234ZM234 231H233V232H234ZM253 231H254V230H253ZM256 231H258V230H256ZM186 232H185V234H187ZM188 232H189V231H188ZM227 232H228V233H227ZM251 232H252V231H251ZM259 232H258V233H259ZM165 233H167V232H165ZM174 233H173V234H174ZM190 233H191V232H190ZM216 233H217V235H215ZM243 233H244V231H243ZM245 233L247 234L248 232H246V230H245ZM245 233H244V234H245ZM256 233H257V232H256ZM258 233H257V234H258ZM261 233H259L260 236L263 235V234L261 235ZM176 234H177V232H176ZM185 234H184V232H183V237H185V236L188 237L187 235H188L189 233H188L187 235H185ZM193 234H194V233H193ZM201 234H203V233H201ZM231 234H232V231H231ZM244 234H243V236H244ZM251 234H252V233H251ZM257 234H256V235H257ZM259 234H258V235H259ZM181 235H182V233H181L180 235L178 234L177 236H180V237H181ZM194 235H196V234H194ZM194 235H193V236H194ZM198 235H199V234H198ZM219 235H218V236H219ZM224 235H225V236H224ZM247 235H248V234H247ZM247 235H245V238H247V237H248V238H249V237H252V236H247ZM249 235H250V233H249ZM254 235H255V234H254ZM254 235H253V237H254ZM204 236H205V233H204ZM204 236H203V237H204ZM218 236H217V237H214V238H216V241L218 240V239H217ZM228 236H229V235H228ZM233 236H234V235H233ZM239 236H240V238L243 237V236L241 237L240 234H239ZM172 237H173V236H172ZM201 237H202V235H201ZM201 237L199 236V239H200ZM207 237H208V235H207ZM209 237H210V236H209ZM222 237H221V238H222ZM226 237H227V236H226ZM234 237H235V236H234ZM236 237H237V236H236ZM253 237H252V238H253ZM263 237H264V235H263ZM263 237L260 238V240L262 239V241H264V240H263V239H264ZM176 238H177V237H176ZM210 238H211V237H210ZM210 238H207V239L210 240ZM229 238H230V237H229ZM231 238H232V235H231ZM245 238H244V239H245ZM255 238H256V237H255ZM255 238H253V240H254ZM180 239H182V237H181ZM183 239L185 240L186 238H183ZM192 239H193V238H192ZM219 239H220V236H219ZM234 239H235V238H234ZM193 240H194V239H193ZM195 240H197V237L195 238ZM202 240H203V242H204V239H202ZM211 240H212V238H211ZM213 240H214V239H213ZM224 240H225V239H224ZM224 240L221 239V240L217 241V243L221 241L220 244H222V243L224 242ZM226 240H227V239H226ZM247 240H248V239H247ZM247 240L245 239L244 241L246 242ZM197 241H198V240H197ZM216 241H214V242H216ZM232 241H233V240H232ZM240 241H241V240H240ZM209 242H210V241H209ZM226 242H228V241H226ZM229 242H230V240H229ZM247 242H248V241H247ZM258 242H259V241H258ZM260 242H261V241H260ZM176 243H177V242H176ZM182 243H183V246H182L181 244H179L180 246L177 244L178 247L176 246V244H175V246L177 247V250L180 251V252L184 249V252H183V251H182L183 253L181 252V253L183 254V256H184V253H186L185 251L188 252V250L191 249V248L187 249L186 247H189L190 245L187 246L186 244H184V241H183ZM199 243H200V241H199ZM201 243H202V242H201ZM207 243H208V242H207ZM237 243H239V242H237ZM240 243H241V242H240ZM240 243H239V244H240ZM248 243H251V242L249 241ZM255 243H256V240H255ZM205 244H206V243H205ZM205 244H204V245H205ZM229 244H232V243L230 242ZM239 244H237V245L239 246ZM243 244H245V243H242V244H241L242 247L239 246V247H240V251H241V250H242V251L246 250L245 252H247V254H249V252H251V251H252V253H255V252L257 251L256 249H255V251H254V250H251L252 247H251L250 245H249V246H250L251 248H246V249L243 250L244 246L248 245V244H245V245H243ZM257 244H258V243H256V245L254 246V248H256ZM184 245H185L186 247H184ZM213 245H214V244H213ZM215 245H216V244H215ZM225 245H226V246H225ZM235 245H236V244H235ZM251 245L253 246L252 243H251ZM181 246H182L183 249L181 248V250H179L178 248H180ZM193 246H196V245L194 244ZM216 246H217V245H216ZM222 246H224V248H227L226 250L229 249V247L227 246V243L225 244V242H224V245H222ZM222 246H221V247H222ZM232 246H233V245H232ZM258 246H259V245H258ZM171 247H172V246H171ZM176 247H174V245H173L172 248H174V249H172V248L169 247V250L175 251V248H176ZM190 247H192V245H191ZM185 248H186V249H185ZM196 248H199V247H196ZM262 248H263V247H262ZM167 249H168V248H167ZM167 249H166V250H167ZM192 249H193V247H192ZM192 249H191V250H192ZM194 249H195V248H194ZM199 249H201V248H199ZM231 249H232V248H230V250H231ZM234 249H235V248L233 247L232 251H233ZM248 249H249V250H248ZM252 249H253V248H252ZM257 249H260V247L257 248ZM166 250H165V251H166ZM169 250H168V251H169ZM177 250H176V251H177ZM195 250H196V249H195ZM202 250H205V248L202 249ZM250 250H251V251H250ZM168 251H167V253H165V252H164V253H165L166 256H168L169 260H172V258H170V257H171V255L173 254V252L170 254V257H169V252H168ZM176 251H175V252H176ZM198 251H200V254L196 255L198 258L201 257L200 255H202V256H204V258H205L206 256H209V258L213 260V261L210 260L211 262H214L215 260H217V257H215V256L218 255V252H217L216 250H215V253L217 252V254H214V253H213L214 255L211 254V251H208V250H205V251H207V252H205V254H204V252H202L201 250H198ZM223 251H224V250H223ZM240 251L236 250L235 253L240 252ZM258 251H259V250H258ZM175 252H174V253H175ZM180 252H176V253H180ZM191 252H192V251H191ZM209 252H210L211 257H210V255L208 254ZM225 252H226V251H225ZM225 252H224V253H225ZM263 252H264V251H263ZM176 253H175V254H176ZM196 253H198V252H196ZM252 253H251V254H252ZM167 254H168V255H167ZM175 254H174V255H175ZM191 254H192V253H190V256H191ZM194 254H195V253H193L191 257H190V256H188V257H189V258H193ZM240 254H241V253H240ZM240 254H239V255H240ZM259 254H260V253H259ZM174 255H173V256H174ZM177 255L179 256V254H177ZM177 255H176V256H177ZM185 255H187V253H186ZM188 255H189V253H188ZM252 255H253V254H252ZM173 256H172V257H173ZM199 256H200V257H199ZM222 256H223V255H222ZM174 257H175V256H174ZM194 257H195V256H194ZM213 257H215V258L213 259ZM223 257H224V256H223ZM202 258H203V257H201V259H202ZM209 258L206 257V258H205L206 260L203 259V260L205 261V264H208V263H209V264H213V263L207 261V260H209ZM174 259H175V258H174ZM194 259H196V258H193L194 263H197ZM221 259H222V258H220L219 260H221ZM203 260H200V261L203 262ZM222 260H223V262H221ZM222 260H221L220 262H219L218 260H217V261H218L219 264H220V263H221V264H222V263L225 264V263H227V262H228V264L231 263V262L229 263V261L226 259V257L223 258ZM173 261H174V260H172V262H173ZM191 261H192V260H191ZM193 261H192V263H193ZM206 261H207L208 263H206ZM217 261H216V262H217ZM224 261H225V262H224ZM198 262H199V261H198ZM173 263H174V262H173ZM192 263H190V264H192ZM194 263H193V264H194ZM218 263H215V262H214V264H218ZM199 264H200V263H199ZM203 264H204V262H203ZM231 264H232V263H231Z\"/></svg>",
  "mask_w": 264,
  "mask_h": 264
}]
</instances>
